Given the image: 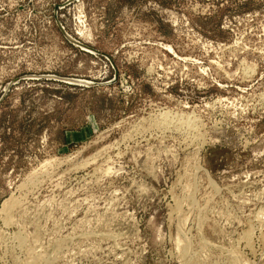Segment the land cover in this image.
<instances>
[{
    "label": "rangeland",
    "instance_id": "rangeland-1",
    "mask_svg": "<svg viewBox=\"0 0 264 264\" xmlns=\"http://www.w3.org/2000/svg\"><path fill=\"white\" fill-rule=\"evenodd\" d=\"M127 263L264 264V0H0V264Z\"/></svg>",
    "mask_w": 264,
    "mask_h": 264
},
{
    "label": "bare ground",
    "instance_id": "bare-ground-1",
    "mask_svg": "<svg viewBox=\"0 0 264 264\" xmlns=\"http://www.w3.org/2000/svg\"><path fill=\"white\" fill-rule=\"evenodd\" d=\"M150 155V154H149ZM156 160V159H155ZM84 165V164H83ZM146 166V165H145ZM145 186V185H144ZM148 191V190H147ZM9 222V221H8ZM245 235V234H244ZM249 237V236H248ZM242 238V237H241ZM246 241V240H245ZM233 246V245H232ZM252 247V246H251ZM239 263V262H238ZM128 264V263H127Z\"/></svg>",
    "mask_w": 264,
    "mask_h": 264
}]
</instances>
